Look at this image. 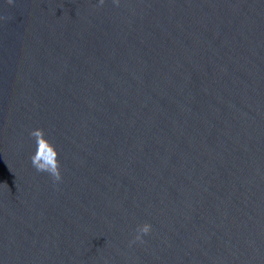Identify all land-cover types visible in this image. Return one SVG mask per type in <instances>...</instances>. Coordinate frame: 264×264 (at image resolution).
Instances as JSON below:
<instances>
[{
  "label": "water",
  "instance_id": "obj_1",
  "mask_svg": "<svg viewBox=\"0 0 264 264\" xmlns=\"http://www.w3.org/2000/svg\"><path fill=\"white\" fill-rule=\"evenodd\" d=\"M0 264H264V0H0Z\"/></svg>",
  "mask_w": 264,
  "mask_h": 264
}]
</instances>
